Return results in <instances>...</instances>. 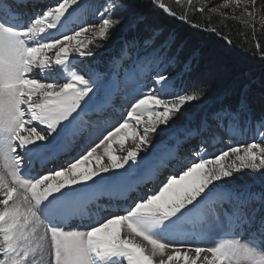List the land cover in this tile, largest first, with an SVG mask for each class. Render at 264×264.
<instances>
[{
  "label": "snow or ice",
  "instance_id": "6c2138e0",
  "mask_svg": "<svg viewBox=\"0 0 264 264\" xmlns=\"http://www.w3.org/2000/svg\"><path fill=\"white\" fill-rule=\"evenodd\" d=\"M149 3L228 45V20L251 27L264 60V0ZM121 27L107 71L73 64ZM199 63L135 0H0V264H264V78L194 115Z\"/></svg>",
  "mask_w": 264,
  "mask_h": 264
},
{
  "label": "trees",
  "instance_id": "16d2710c",
  "mask_svg": "<svg viewBox=\"0 0 264 264\" xmlns=\"http://www.w3.org/2000/svg\"><path fill=\"white\" fill-rule=\"evenodd\" d=\"M135 2L139 6V11L146 15L149 22L163 26L166 31L180 32L187 40L188 48L198 50L200 63L197 75L206 81L208 97L189 106V111L194 115L213 106L216 98L233 88L240 78H253L257 81L264 78V60L259 58L255 43L251 41V27L246 28L238 21L228 20L227 27L222 28V31L232 40L231 45H228L219 37L189 28L186 24H181L162 13L153 12L149 0H135ZM193 18L201 20L199 13H196ZM202 22L209 21L204 18ZM210 22L216 24L217 19L213 18ZM256 32L259 42L264 45V34L261 33V28H256ZM245 34L248 39H245ZM127 36L128 33L123 27L114 30L112 39L105 42L102 54H117L122 40Z\"/></svg>",
  "mask_w": 264,
  "mask_h": 264
},
{
  "label": "rangeland",
  "instance_id": "374dc122",
  "mask_svg": "<svg viewBox=\"0 0 264 264\" xmlns=\"http://www.w3.org/2000/svg\"><path fill=\"white\" fill-rule=\"evenodd\" d=\"M97 2H99V0H97ZM236 15H239V10L236 11ZM86 16H87V19L89 20V22H98V21H94L93 20L91 10H89V12L86 13ZM256 28H260V25H259L258 22L256 24ZM84 60L85 59H82V60L79 61V58L74 59L73 60V64L77 68H79L80 67V64L83 63ZM88 60L89 61H92V58H90ZM88 69H92V70L98 71V69H96L95 67H93L92 63L87 64V69L86 70H88ZM117 104L119 105V102H117ZM111 119L112 120H115L112 116H111ZM215 133L218 134L220 136V138L222 139V141L224 142L223 144H217L216 147L219 148V147H226V146H228L227 145L228 135L225 132H222V131H220L218 129L215 130ZM209 134H212V133H209ZM253 135H254V131H253L252 128H249L248 131H243L242 128L241 129H237V130H235L234 135H233V142L234 143L251 142V139H252ZM160 138H163V134H161L160 137H157V139H160ZM209 150L211 151L212 149L210 148ZM182 154L191 155V153L188 152L187 149H185ZM61 159H64V158H61ZM182 166H183L182 164H177V163L174 162V165L171 166L170 169L168 168V169L163 170V172L159 175L158 179L159 180H165L168 175L172 174V169L173 168H182ZM175 174L176 175H179V171H176ZM154 186L151 183H149L146 187L145 186H141V189L140 190L141 191H146L148 188H150V187L153 188ZM156 190H158V187L156 188ZM228 238H232V237H228Z\"/></svg>",
  "mask_w": 264,
  "mask_h": 264
},
{
  "label": "bare ground",
  "instance_id": "6f19581e",
  "mask_svg": "<svg viewBox=\"0 0 264 264\" xmlns=\"http://www.w3.org/2000/svg\"><path fill=\"white\" fill-rule=\"evenodd\" d=\"M117 112H114V113H112V112H110V116H112L115 120H117V117H116V114ZM61 158H64V157H61ZM174 165V164H173ZM172 165V166H173ZM50 166H52V167H54L55 165H50ZM37 167H39V165H37ZM171 167V166H170ZM41 174H43V173H41ZM153 186L155 185V182H153V183H151ZM145 188V187H144ZM152 187H150V188H148V189H151Z\"/></svg>",
  "mask_w": 264,
  "mask_h": 264
}]
</instances>
